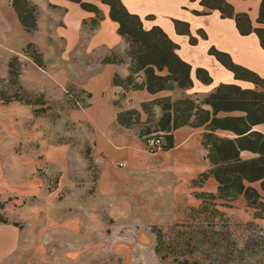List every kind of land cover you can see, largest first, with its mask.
<instances>
[{
    "label": "rangeland",
    "instance_id": "rangeland-1",
    "mask_svg": "<svg viewBox=\"0 0 264 264\" xmlns=\"http://www.w3.org/2000/svg\"><path fill=\"white\" fill-rule=\"evenodd\" d=\"M17 7L35 16L34 30L21 23ZM37 11L29 0H0V216L20 225L23 261L264 264V200L249 207L242 198L226 207L205 196L202 203L194 195L204 186L187 183V174L175 200L160 151H145V169L116 167L115 140L107 137L116 134L109 133L116 118L107 64L83 56L44 65L54 45L36 30ZM124 96L114 105L129 112L131 129L154 130L165 98L141 106L138 115Z\"/></svg>",
    "mask_w": 264,
    "mask_h": 264
},
{
    "label": "crops",
    "instance_id": "crops-1",
    "mask_svg": "<svg viewBox=\"0 0 264 264\" xmlns=\"http://www.w3.org/2000/svg\"><path fill=\"white\" fill-rule=\"evenodd\" d=\"M37 7V28L41 31L51 47L44 57V65L71 62L76 57L94 58L96 66L108 70L111 84L109 91V112L114 119V125L109 133H116L108 138L115 140L116 167L128 169H145L146 146L143 140L131 128L120 125L118 114L124 110L114 105L120 95H125L130 107L141 111L143 104L150 103L158 98L204 100L214 93L220 85H236L244 90L261 92L263 89L249 81L236 79L235 74L226 69L215 56L209 53L211 48L230 56L232 62L245 68L264 79V49L255 33L243 36L240 34L234 18H226L212 4L204 5L201 0H120L123 6L133 15L140 17L145 30L160 27L168 37L178 45L177 54L192 67L191 78L193 86L190 89H174L152 95L146 90L125 91L123 87L115 86L114 79H126L130 76L131 59L128 57V44L118 33V24L110 17V7L102 0H29ZM232 6L235 15H248L254 29H264V24L258 21L262 0H225ZM209 3H213L209 0ZM82 4L92 5L96 11L85 9ZM50 40V42H49ZM60 43V51L55 46ZM78 54V56H76ZM121 58V62H114L112 56ZM110 59V61L106 60ZM105 61V62H104ZM208 72L212 79L209 84L202 83L197 78V70ZM97 79L92 83H97ZM141 84L143 78H136ZM72 84V83H71ZM82 88V85L78 84ZM90 94V90H86ZM93 107L89 104L88 108ZM159 111L160 106H157ZM116 109V110H115ZM205 109L211 110L210 107ZM115 110V111H114ZM158 111V110H157ZM242 113L231 112L218 114L219 117L241 116ZM115 116V117H114ZM256 131L264 133V124L255 127ZM205 128L180 127L173 132L174 148L160 151L168 177L173 181L172 196L178 198L183 188L181 176L187 174V183L191 184L204 172L209 170L205 161V149L201 139ZM221 137H233L227 131H217ZM106 144L110 146V141ZM148 153V152H147ZM157 153L156 155H159ZM150 154V153H149ZM242 158L249 160L255 157L250 152H242ZM97 158V156H96ZM123 164V167L120 165ZM195 166L196 170L186 171L187 167ZM145 167V168H144ZM116 168V169H117ZM190 174V175H189ZM168 179V178H167ZM168 179V180H169ZM168 183H172L170 180ZM203 190L197 193H215L218 184L210 176L203 185ZM253 187L260 190L259 184ZM264 196V192L261 191ZM242 199V198H240ZM22 232L17 222L0 224V264H26L24 254L21 253ZM30 264V263H29Z\"/></svg>",
    "mask_w": 264,
    "mask_h": 264
},
{
    "label": "trees",
    "instance_id": "trees-1",
    "mask_svg": "<svg viewBox=\"0 0 264 264\" xmlns=\"http://www.w3.org/2000/svg\"><path fill=\"white\" fill-rule=\"evenodd\" d=\"M102 1L110 7V17L118 24L119 35L129 44L127 54L131 59L130 76L126 79L116 76L115 86L123 87L125 91L146 90L152 95L175 88L182 90L192 88V67L179 57L178 45L160 27L145 30L140 17L131 14L120 0ZM212 1L213 3H209V0H201V3L212 4L224 17L234 18L241 35L255 33L264 49V29H254L246 14L235 15L232 6L225 0ZM82 7L96 11L92 5L82 4ZM25 11L24 7L19 8L18 18L24 27L34 30L35 16H28V11L27 13ZM33 12L34 10L30 14L32 15ZM26 17H31V24L28 25L29 19ZM258 21L264 24V0L261 2ZM209 53L226 69L233 72L236 79L254 83L263 91L244 90L236 85H220L214 93L201 101L192 99L173 101L165 98V103L160 105L163 114L159 118L157 127L154 130L147 129L139 136L143 140L154 133L162 134L161 138L164 141L162 148L168 151L174 148L173 132L178 128L184 126L205 128L201 144L206 151L204 159L209 165V170L202 173L199 180H194L192 184L198 185L199 182L201 187L212 176L218 187L215 193L201 192L194 195L196 200L205 203V196H208L214 201L225 202L226 207H229L230 203L243 198L249 207H257L264 200L261 194V191L264 192V133L255 130L256 126L264 124V79L234 64L227 54L214 48H211ZM13 66L15 65L12 61L10 68ZM134 76L143 78V82L137 83ZM197 78L204 84L212 82L208 72L203 69L197 70ZM207 106L211 110L205 109ZM126 112L118 114V122L123 127L131 128L128 119L125 118ZM221 112H239L242 115L219 117L218 114ZM217 131L230 132L233 137H221L217 135ZM242 152H250L255 157L245 160L241 156ZM253 184H259L260 190L253 187ZM2 223L7 224L0 216V224ZM161 236L162 233L159 232L158 239ZM175 264L202 263L177 259Z\"/></svg>",
    "mask_w": 264,
    "mask_h": 264
},
{
    "label": "built area",
    "instance_id": "built-area-1",
    "mask_svg": "<svg viewBox=\"0 0 264 264\" xmlns=\"http://www.w3.org/2000/svg\"><path fill=\"white\" fill-rule=\"evenodd\" d=\"M163 143L164 141L160 136H149L145 141L146 150L150 154H157L162 150ZM120 167H123V164Z\"/></svg>",
    "mask_w": 264,
    "mask_h": 264
}]
</instances>
